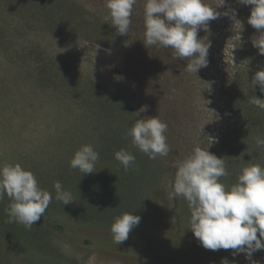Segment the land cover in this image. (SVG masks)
<instances>
[{
  "label": "rangeland",
  "instance_id": "rangeland-1",
  "mask_svg": "<svg viewBox=\"0 0 264 264\" xmlns=\"http://www.w3.org/2000/svg\"><path fill=\"white\" fill-rule=\"evenodd\" d=\"M146 2L137 0L130 31L120 35L106 0H0V166L19 163L53 197L30 230L8 222L5 210L13 201L7 195L0 200V264L175 263L171 252L144 245L198 248L188 202L172 196L176 163L197 146L209 148L225 159L229 174L220 182L226 186L237 182L243 168L264 166V148L256 144L262 136L249 132L264 130V124L237 125L243 115H236L233 103L234 78L248 65L238 45L252 6L207 0L221 15L198 31L210 48L208 66L196 74L184 72L189 60L173 58L172 49L145 46ZM232 9L240 22L230 18ZM158 115L168 125L170 151L150 159L128 132L137 119ZM85 144L99 152L90 174L70 167ZM121 149L136 157L127 171L115 159ZM56 181L75 201L55 199ZM125 212L141 217L129 233L135 245L127 239L98 247L97 239L113 238L111 226ZM48 220L65 224L71 235L50 233ZM226 259L264 264V249L251 260L245 254Z\"/></svg>",
  "mask_w": 264,
  "mask_h": 264
},
{
  "label": "clouds",
  "instance_id": "clouds-1",
  "mask_svg": "<svg viewBox=\"0 0 264 264\" xmlns=\"http://www.w3.org/2000/svg\"><path fill=\"white\" fill-rule=\"evenodd\" d=\"M238 2L253 6L248 23L260 33L258 39L253 40V46L264 55V0ZM136 3L137 0H106L111 24L120 35L129 33ZM225 3L226 0H221L219 6ZM217 7L210 6L207 0H147L144 8L145 46L172 49L173 58L189 60L184 72L197 74L199 69L208 66L210 48L205 38L198 39V31L200 28L207 31L208 22L220 17ZM223 14L227 16L229 12ZM230 18L240 22L236 20L235 9L231 10ZM96 47L99 48V45ZM252 83L260 85V91L264 92V70L255 74ZM249 102L264 110V99L254 96ZM141 110L144 112L145 108ZM167 131V123L158 115L137 119L128 135L142 153L156 159L169 154ZM256 144L264 148V138L257 137ZM115 159L126 171L136 161V157L125 149L117 151ZM98 160L99 152L93 145L85 144L75 152L70 167L90 174L95 172ZM175 167L172 196H182L188 202L190 229L205 249H233V256L245 253L249 260L254 252L264 249V166L251 164L243 168L237 182L226 186L220 182L221 177L229 174L225 159L211 153L209 148L205 150L197 146L188 158L178 161ZM54 188L55 199L64 205L75 201L60 181L54 183ZM5 195L13 201L5 210L8 222L20 223L29 230L45 215L53 198L39 186L34 173L19 163L0 166V200ZM140 220V216L129 212L117 217L111 226L113 242L120 245L126 241ZM221 264H229V261L225 258Z\"/></svg>",
  "mask_w": 264,
  "mask_h": 264
},
{
  "label": "trees",
  "instance_id": "trees-1",
  "mask_svg": "<svg viewBox=\"0 0 264 264\" xmlns=\"http://www.w3.org/2000/svg\"><path fill=\"white\" fill-rule=\"evenodd\" d=\"M253 7V6H252ZM252 10V8H251ZM250 10V14H251ZM247 22V20H246ZM246 34L244 43L238 45V52H244V59L248 65L242 71L239 72L234 78V86H235V93L233 98L234 109L236 115L239 112L243 115L239 119L237 118V125L241 127H251L254 125H263L264 124V110L252 105L249 101L252 97L256 96L257 98L264 99V92L260 91V85H254L252 80L255 77V74L259 71L264 70V64L261 63V60H258L254 54H258L260 57L264 58V55L259 53L258 48L253 46V40L258 39L260 33L249 23L245 25ZM244 95V96H243ZM250 133H257L258 135L264 138V130H251ZM45 228L50 233H56L61 236H69L71 233L69 232L68 228L65 224L57 221H50L48 220L44 223ZM15 227V226H13ZM17 227H15L16 229ZM70 233V234H69ZM259 235V233H258ZM105 240L97 239L98 247H106L108 243H114L113 238H103ZM112 239V240H109ZM134 244V241L128 237ZM93 241L85 240L87 245H91ZM264 242V241H262ZM198 245V248H193V250H187L185 252H180L179 248L175 243L172 246H163V245H154V244H142L144 246H151L155 248L156 252H171L174 256L175 263L171 262L172 264H188L189 262L194 261L195 259H201V261L208 258H230L233 257V249H220L217 251L205 249L199 241L193 242ZM192 243V244H193ZM115 246H117L114 243ZM135 245V244H134ZM143 247V246H142ZM166 249L167 251H164ZM262 250H258L255 253H260ZM245 254V253H240ZM238 255V254H237ZM246 255V254H245Z\"/></svg>",
  "mask_w": 264,
  "mask_h": 264
}]
</instances>
